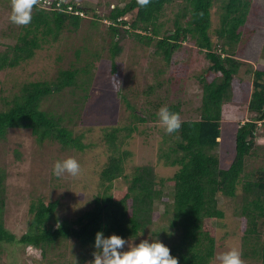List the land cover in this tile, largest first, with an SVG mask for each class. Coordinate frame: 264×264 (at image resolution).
<instances>
[{
	"label": "trees",
	"instance_id": "16d2710c",
	"mask_svg": "<svg viewBox=\"0 0 264 264\" xmlns=\"http://www.w3.org/2000/svg\"><path fill=\"white\" fill-rule=\"evenodd\" d=\"M121 1H124L123 6H111L108 13L100 17L96 8L84 0H35L30 22L22 26L16 43L0 53V71L13 69L31 60L43 44L50 46L65 34L83 32L87 35L88 30H99L101 26L106 31L103 44L110 48L111 74L116 78L117 59L124 53L128 38L132 37L137 45L146 47L153 45V35L159 38L163 35L156 41L155 47L168 62L174 51L180 48L178 41L192 38L195 45L206 53L210 63L209 75H206L212 76L213 80L209 81L207 76L200 79L203 87L200 119L182 121L181 127L169 137L176 148L162 155L166 166L178 167L167 182L172 187V197H167L158 188L160 183L154 167H137L131 175L126 173L129 153H120L119 134L128 129L129 138L138 128H114L106 134L105 142L113 154L100 175L104 193L95 197L92 209L75 220H66L59 227L55 226L59 202L46 203L40 198L29 205V213L33 215L32 227L17 238L6 224L7 197L4 177L0 173V254L15 246H23L39 249L44 255L50 246L69 239L77 240L83 248H94L96 233L103 231L105 235L115 233L130 240L141 235L157 237L170 248L179 264H209L210 258L216 255L217 243L208 222L224 218L223 211L218 207L219 197L222 196L239 199L238 214L246 221L242 256L264 264V243L260 241L258 228L259 221H264V167L254 170L248 164L259 156L262 152L260 148H264L260 144V140L264 139V66L253 72L254 92L248 110L255 117L239 125L234 158L228 165L222 166L219 156L214 153L223 135V106L233 97V81L242 67L235 55L241 41V28L251 21L255 12L253 0H224L218 7L219 26L214 31L217 45L211 34L216 0ZM174 3L184 6L174 21L175 29L164 31L161 26L169 19H163L162 15ZM82 48L78 45L76 49L75 65L70 63V68L59 67L54 81L23 85L20 94L6 103L5 109L0 110V140L12 129H23L30 130L40 145L53 142L63 149L84 150L81 139L73 138L72 131L66 129L70 120L63 110L70 105L67 100L60 99L64 95L72 97L76 89L86 92L92 84L78 83L79 80L90 79L85 66L94 65L91 60L84 61L85 53L94 52L99 60L101 52ZM57 53V57H63L65 52ZM150 93L153 92L147 90V96L151 98H148L149 104L155 107L157 98ZM55 97L60 99L58 104L43 107L46 101ZM86 97L88 94L83 95V99ZM121 99L136 124L149 121L145 113L150 112L140 114L134 99L130 96H122ZM169 109L180 114L177 105H171ZM154 114L153 120L157 119ZM120 178L128 182L126 190L113 195L110 193L113 183ZM239 191L242 192L240 196L237 194ZM157 202L164 206L162 215L158 212ZM160 219L164 224L160 223Z\"/></svg>",
	"mask_w": 264,
	"mask_h": 264
},
{
	"label": "rangeland",
	"instance_id": "374dc122",
	"mask_svg": "<svg viewBox=\"0 0 264 264\" xmlns=\"http://www.w3.org/2000/svg\"><path fill=\"white\" fill-rule=\"evenodd\" d=\"M84 1L96 8L100 17L106 15L111 6L114 8L118 4L124 5L121 0ZM223 1L216 0L213 8L211 34L215 45L218 44L214 34L219 26L218 7L222 6ZM183 6L182 3H174L164 11L162 18L169 20L162 24V30L175 29L174 21ZM253 10L255 12L251 21L241 28V41L235 58L241 61L242 67L233 81V97L223 106V135L220 146L214 151L222 166L228 165L234 158L235 136L239 125L255 117L249 112L248 106L254 92L253 72L264 66V0H253ZM11 13V0H0V53L16 43L24 25L13 23L10 20ZM99 28L88 30L87 35L83 32L65 34L50 46L43 44V48L37 51L31 60L13 69L0 71V110H3L7 102L13 100L16 94H20L23 85L52 82L58 76L59 67L70 68V63L75 65L74 55L78 45L80 48L83 46V50L101 52L99 60L94 52L85 53L84 61L91 60L94 65L87 67L83 61L82 66L86 65L85 70H88L90 79L79 80L78 83H92L88 84V91L76 89L72 97L64 95L60 98L67 100L70 105L63 110V114L70 120L66 129L72 131L73 138L81 139L84 150L63 149L53 142L40 145L30 130L23 129H12L0 140V173L4 177L7 197L5 220L17 238L32 227L33 215L29 213V205L40 198L46 203L59 202L56 227L66 220H75L93 208L95 197L104 193L100 175L113 154L105 142L106 134L114 128H138L129 138L128 129L119 134L120 153H129L126 159V173L131 175L137 167H154L160 183L158 188L162 189L167 197H172V187L167 182L175 175L178 167L166 166L162 155L172 152L171 148H176V144L170 141L171 134L166 132L159 122L158 111L162 106L169 108L171 105H177L180 108L181 122L200 119L199 109L203 97L200 79L209 75L210 66L206 53L195 45L192 38L181 39L178 41L180 48L174 51L168 62L163 53H157L155 47L156 41L162 39L163 35L160 38L153 35V45L146 47L137 45L130 37L124 44V53L117 59V79L121 86L114 88L110 48L102 41L106 31L103 26ZM149 34L152 36V33ZM57 52L65 53L63 57H57ZM77 65L80 66L78 62ZM207 77L209 81L213 80L212 76ZM147 90H151L153 93L150 94L157 98L155 107L149 104ZM85 94H88V98L83 99ZM122 96L134 99L133 103H136L134 105L140 114L150 112L145 113L150 118L149 121L136 124L126 109ZM60 99H50L43 107L58 104ZM157 104L160 106L157 107ZM151 113H155L157 119L153 120ZM260 144L264 145V139L260 140ZM260 151L259 156L248 163L254 170L264 167V148L261 147ZM68 157H74L80 163L79 174L54 175L55 162ZM127 185L128 182L120 178L113 183L110 193L118 195L126 190ZM241 193L239 191L237 194L240 196ZM238 200L219 197L218 207L223 211L224 218H214L208 222V227L213 229L216 238V255L234 246L240 250L244 264H261L256 259H245L242 256L246 221L238 214ZM156 206L162 215L164 206L159 202ZM159 221L164 224L162 219ZM259 222V238L264 243V221ZM159 230L162 231L161 228ZM148 238L141 235L138 239L130 241L138 243L139 240ZM94 250L83 248L75 239L50 246L44 255L34 247L15 246L0 254V264H88L93 259Z\"/></svg>",
	"mask_w": 264,
	"mask_h": 264
},
{
	"label": "clouds",
	"instance_id": "9594fccd",
	"mask_svg": "<svg viewBox=\"0 0 264 264\" xmlns=\"http://www.w3.org/2000/svg\"><path fill=\"white\" fill-rule=\"evenodd\" d=\"M35 0H11L12 13L10 20L15 24H28L31 20V9ZM113 87L121 86L113 76ZM159 122L165 131L172 133L181 127L179 114L162 106L158 111ZM80 163L74 157L57 160L53 174L61 176L68 173L76 176L80 172ZM127 245V247H125ZM93 259L88 264H179L178 258L171 254L170 248L159 238H148L131 242L130 238L118 234L105 235L98 231L94 239ZM209 264H244L241 252L230 247L210 258Z\"/></svg>",
	"mask_w": 264,
	"mask_h": 264
}]
</instances>
